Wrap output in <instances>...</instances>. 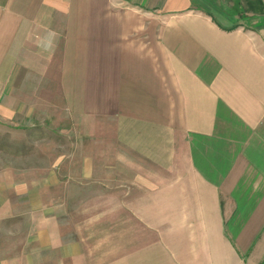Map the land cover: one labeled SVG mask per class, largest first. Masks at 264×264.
I'll return each instance as SVG.
<instances>
[{
	"label": "crops",
	"instance_id": "obj_1",
	"mask_svg": "<svg viewBox=\"0 0 264 264\" xmlns=\"http://www.w3.org/2000/svg\"><path fill=\"white\" fill-rule=\"evenodd\" d=\"M20 79L108 193L0 152V264H264V0H0L6 121Z\"/></svg>",
	"mask_w": 264,
	"mask_h": 264
},
{
	"label": "rangeland",
	"instance_id": "obj_2",
	"mask_svg": "<svg viewBox=\"0 0 264 264\" xmlns=\"http://www.w3.org/2000/svg\"><path fill=\"white\" fill-rule=\"evenodd\" d=\"M19 86V93L16 98L19 100V106L16 108L15 116L12 121H6L0 118V152L11 153L14 152L21 156L26 152L31 156V168H38L45 171L46 175L41 176L46 178L47 182V197L52 200L56 198L70 199H95L97 194H104L108 192L94 191L102 187L104 177L90 176L80 174V166L78 162L85 160L66 159L70 152L76 153V147H86L85 143L72 144L70 138L64 133L58 131L57 124L64 123L65 114L68 111H58L56 108L57 101L55 96L51 94L31 95L30 109L23 110V94L21 79L16 82ZM59 103H62L59 102ZM58 114V116L56 115ZM69 117V114H67ZM66 127V126H65ZM67 129L70 134V128ZM64 130V131H65ZM73 148V149H72ZM85 152V151H84ZM63 155V158L60 156ZM15 162H21L22 159H14ZM6 163V160H4ZM73 163L71 166L70 163ZM76 164L74 165V163ZM6 165V164H5ZM33 172V171H32ZM38 178V171L31 174V178ZM109 178V177H107ZM117 185V181L114 182ZM110 186V183L108 184ZM89 188V190H87ZM114 196H118V192ZM50 196V197H49ZM112 196V198L114 197ZM67 214H71V208H64ZM75 213H82L86 207L74 208Z\"/></svg>",
	"mask_w": 264,
	"mask_h": 264
}]
</instances>
